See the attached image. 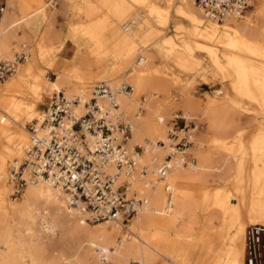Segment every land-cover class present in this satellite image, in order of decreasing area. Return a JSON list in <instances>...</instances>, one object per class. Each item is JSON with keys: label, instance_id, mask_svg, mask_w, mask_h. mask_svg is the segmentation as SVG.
Returning a JSON list of instances; mask_svg holds the SVG:
<instances>
[{"label": "bare ground", "instance_id": "1", "mask_svg": "<svg viewBox=\"0 0 264 264\" xmlns=\"http://www.w3.org/2000/svg\"><path fill=\"white\" fill-rule=\"evenodd\" d=\"M163 1L164 6L160 0H63V5L69 2L70 8L75 2L83 3L91 22L87 26L58 30L55 18L65 12V6L58 9L54 6L55 0H7L0 18V58L16 41L31 39L34 49L27 43L17 47L20 50L26 47L32 59L19 63L16 71L0 85V264H102L96 249L106 253L108 262L115 264H125L129 259L145 264L151 256L163 257L167 264H244L247 226L264 225V137L253 140V161L239 163L231 189L217 188L214 192L202 189L196 196L188 184L202 186L209 176L222 171L227 174L231 169H227L226 164L215 168L212 160L200 156L201 172L198 166L189 171L172 156L171 163L175 164L172 170L164 180L157 178L153 174L156 165H161L171 152L165 122L171 118L173 108H163L160 102L150 101L142 113L136 108L139 105L137 90L147 88L148 77L159 73L163 59L191 74L196 44L208 57V63L213 64V78L228 79L233 89H228L231 98L225 102L213 97L204 103L189 98L182 104L184 110L204 112L207 128L216 133L228 125L229 104L238 108L243 99L250 104L247 112L251 116H264V70L258 68L259 65L264 67V44L258 40L263 33L248 22L237 25L247 15L217 22L206 17L199 8L197 11L193 0ZM260 5L258 12H264V0H260ZM174 10L190 24L189 28L183 23L174 27L180 34L188 35L189 42L185 41L184 45L166 38L165 29L173 24ZM142 16L144 21H141ZM129 19L130 25L122 29V23ZM132 28H136L135 31ZM223 32L229 53L212 46ZM198 37L201 40L197 41ZM66 42L75 43L79 50L69 63L60 65L53 54L56 46ZM13 52L11 56L10 52L4 56L13 58ZM93 59L100 67L97 74L91 72ZM156 60L159 64L153 66ZM45 68L57 70V81H47ZM12 76L14 78L8 81ZM172 78L174 83H184L177 75ZM98 79H107L110 83H105L112 88L121 84L133 88L132 93L118 96V112L132 127L127 146L130 149L140 146L144 150L137 157V164L150 169L146 177L137 172L131 181L132 189L144 205L128 224L126 235L121 234L119 239L121 225L102 222L111 224L97 223L101 225L88 227L85 215L70 205L64 192L48 182L28 185L20 197L23 201L17 203L20 199H11L12 203L9 174L5 178L9 163L13 161V166H18L25 157L29 145L26 130L29 123L26 125V122L34 119L37 105L44 96L56 91L67 99H78L74 114L80 116L84 113L83 105L90 99L88 84ZM120 79L128 83H119ZM74 82L82 87L73 88ZM74 93L78 96H73ZM42 115L34 120L40 121ZM182 118L192 119L191 115ZM156 138L165 146L151 149ZM214 141L234 157L246 145L243 141L228 143L222 136ZM158 150L165 153L164 158L159 156ZM148 156L151 163L146 164L143 159L149 161ZM203 193L209 196L204 197ZM201 213L205 214L204 228L189 249L181 238L193 232L192 225L200 221ZM214 221L219 224L215 225ZM138 233H142L141 236L138 237ZM12 248L15 251H11Z\"/></svg>", "mask_w": 264, "mask_h": 264}, {"label": "built area", "instance_id": "2", "mask_svg": "<svg viewBox=\"0 0 264 264\" xmlns=\"http://www.w3.org/2000/svg\"><path fill=\"white\" fill-rule=\"evenodd\" d=\"M256 0H193L203 14L217 22L242 18ZM7 0H0V18ZM30 52L23 47L13 58H0V85L27 62ZM50 72L46 76L50 78ZM133 88L121 84L112 88L105 82L96 83L90 99L83 105L84 113L74 114L78 99H67L63 93L53 95L40 121L26 127L29 145L25 157L9 171L10 198L19 199L28 185L45 181L68 196L71 206L85 215V222H111L126 227L143 207L144 201L132 189L135 173L146 177L149 168L141 166L137 157L144 152L140 146H127L131 125L118 112V96L132 93ZM196 128L191 131H195ZM186 127H169L167 138L171 152L154 175L164 180L174 167L172 156L182 167L195 165L187 153L193 134ZM183 131L182 136L178 132ZM163 142L151 146L164 147ZM169 205L171 202L169 200ZM102 264H110L107 254L96 249ZM244 264H264V225L247 226L244 233Z\"/></svg>", "mask_w": 264, "mask_h": 264}, {"label": "rangeland", "instance_id": "3", "mask_svg": "<svg viewBox=\"0 0 264 264\" xmlns=\"http://www.w3.org/2000/svg\"><path fill=\"white\" fill-rule=\"evenodd\" d=\"M48 1H50V0H48ZM160 1H161L160 4L164 6V4H165L164 1L163 0H160ZM63 4H64L63 0H55L54 6H56L58 9L60 7L65 6V12L62 14H58L55 18L56 27L58 30H60V29L63 30L65 27H68V26H72V27H74V26H87L91 22V18L88 17L86 7L83 3L75 2L72 8H70L69 2H68V5H63ZM35 6H36L35 3L32 4L31 9L33 10V8ZM260 6H261L260 0H258V2L256 0L254 2L253 6L248 10V12L250 10L251 11L249 13L248 12L245 13V15H247L245 20L238 21V22L239 23L240 22H248L251 26H253L255 28L258 27L257 24L260 25L262 23V21L264 20V12H258L261 9ZM195 9H197V11H200V10H198V8H196V6H195ZM68 12H69V14H68ZM142 19H144V16H142V18H141V21H144ZM129 21H130V19L128 21H125L122 23V29H125V28H127V26L130 25L128 23ZM177 23H183V22H181L177 19H174L173 24H170L168 26V28L165 29L166 38L175 40V42L179 43L180 45H184L185 41L189 42V38H188V35L186 33L180 34L179 32L176 31L178 36L173 37V38L171 37L175 34L174 33V27L176 26ZM155 25H156V23H155ZM183 25L187 28L190 27L189 23L188 24L183 23ZM135 29L136 28H132L133 31H135ZM222 31H224V29ZM183 35L186 36L185 40L182 39ZM225 37L226 36H225L224 32L219 34V36L216 38L215 42L212 43V46L215 49H218L224 53H229L230 50L226 47ZM176 39H177V41H176ZM262 39L264 40V37ZM198 40H201V39H199V37H198L197 41ZM202 41H204V40H202ZM23 43L29 44L34 49V42L31 39L16 41L13 44H11L10 47L7 48L6 52H4L3 57H1V58H7L4 55L8 54L9 52H10V56H11L13 49H15V48L16 49L13 52V56L16 52H20L21 50L17 47ZM203 43L209 44V42H203ZM64 44H62L58 47L56 46L57 49H56L55 53L53 54V57H57L56 62L57 63L59 62L58 64H60V65L61 64L63 65V63L67 62V60H65L64 57H62V56H67L66 58H68L73 54V52H75V54H76L77 51L79 50L78 46L75 43L66 42L67 50H66V52L65 51L62 52ZM201 44H202V42H201ZM141 51H142V49L137 52L135 59H137L138 54ZM171 58H170V60L173 61V59L175 57L172 56ZM202 58L206 59V61L209 62L208 57L203 53H202ZM31 59H32V56H31L29 61H31ZM69 59H71V58H69ZM69 61H71V60H69ZM69 61H68V63H69ZM157 64H159V60H156L153 64V66H156ZM174 65L175 64L172 63L171 61H167V60L163 59L161 65L158 67L159 73L150 74V76L148 77L147 88L144 89L143 91L137 90L139 105L136 108L139 109V111L143 113L146 111L145 107L148 106V104H150V101H153V103L154 102H158V103L160 102L159 104H161L160 106L163 108H170V110L173 108L170 112L171 118L169 117L165 122L166 123V126H165L166 139H167L168 129L171 126H174L178 130L183 129L184 127H186L185 131L190 130L189 132H191L193 134V144L189 147V150L187 151V153L190 155L191 159L195 160V162H196L195 167H197V166L199 167V169H197V170H199V173L201 172V169H200V165H201L200 158L201 157L200 156H202L208 160H212L214 162L213 167H215V168H219L221 166H224L223 164H226L227 166L229 165L230 167L234 168L235 162L237 163V166H238L240 163L239 159L241 157H243V158L246 157V154L244 153L245 148L243 149V151L241 150L238 152L239 156L237 155L236 157H234L232 154L226 152L224 146L219 147V146L215 145L214 139H216L218 136H222V137L227 139L228 143H231V144H235V143H239V141H243L246 144L245 145V147H246L247 145L251 144L249 142L250 138H248V137H250V135L252 133L259 132L261 134L262 132H264V116H258V117L251 116V114H249L247 112V108H250L249 107L250 104H248V102L243 99V102L238 104V105H240V107H238V108L234 104H231V105L229 104L230 120L228 121L227 127L223 131H221L220 133H216L213 130L209 131V129L207 128L206 116H205L204 112H201L200 110H197V109L196 110H184L182 104H184V102L189 98H194V99L200 100L201 103L202 102L204 103L205 101L208 100L209 97L216 98V100H219L220 102H225L227 100V98H231L227 93L228 90H227V92H224L222 94V97L220 95H218V93H212V90L222 87L221 84H219L218 82H223V80L213 78L212 80H206L205 81L206 84H202V83L194 84V86H192L190 88V90L187 92L190 96H192V97H189L186 94V92L182 90L183 86H185V81L183 84L182 83L177 84V83L172 82V79H173L172 77L174 75L179 76L178 75V74H180L179 71H181L184 75L186 74L184 71L180 70L176 65L175 66ZM175 67L179 71L175 70ZM260 67L262 70H264L262 65H260ZM99 70H100V67H99L98 62L95 59H93L91 72L93 74H97V72ZM45 71H46V73H47V71L50 72V74H49L50 78H48L47 81H57L58 74H57V70H55V68L54 69L45 68ZM46 73H45V76H46ZM211 73H212V71H211ZM213 76H214V73H213ZM13 78H14V76H12L8 81L12 80ZM183 78H185V77H182V79ZM123 81L127 82V80L120 79L119 83H121ZM99 82H109V81L107 79H98L96 81L89 83L88 84V86H89V88H88L89 98L91 97V92H92L93 86ZM73 84H74L72 86L73 88L82 87L81 84H76L75 82ZM55 94H57L56 91L52 92L50 95L44 96V99L42 100V102H40L37 105V114L34 117V119L38 118L40 116V114L43 113L45 107L48 104V100ZM73 96L77 97L78 95L75 94ZM68 97H70V96H68ZM144 100H146V102ZM176 107H178V109ZM252 109L254 110L255 108L252 107ZM186 114L191 115L192 119L188 120V121H187V119H183L182 117L185 116ZM125 117L127 118L128 116H125ZM34 119H31L30 121L26 122V125L28 123L32 122ZM194 128H196L195 131H191ZM16 129L20 130L17 127H16ZM26 130L28 131L27 127H26ZM183 134H184V132H182L180 134L178 132V136H182ZM27 136H28V142H29V133L27 134ZM256 138H254V139H256ZM157 142H160L159 138H156L153 144L155 145ZM165 142H166V140H165ZM135 144H139V143H133L132 145H135ZM166 144L168 145L169 143L166 142ZM157 152L161 158L165 157V153L162 150H158ZM161 153H163L162 156H161ZM143 160L146 161V164L151 163L150 156H148L149 161H147L146 158H144ZM243 163L248 164L249 161L248 162L243 161ZM13 165H14V162L11 161L8 165L7 174H6L5 178L8 177L9 170ZM139 165H138L139 168H141V166H143V164H139ZM204 165H207V163ZM229 166L227 169H230ZM237 166L235 167V169L237 168ZM185 168H187L189 171L193 170L192 169L193 166L192 167L189 166V167H185ZM235 169H234L233 177L230 176V174L232 173L231 170H228L227 174L222 171V172H220L221 174L217 173L215 175L209 176L207 178V182L205 184H202V186L201 185L199 186L198 183H194V184L192 183V184H188L187 187L196 196H199L201 194L202 189H203V192L207 191V190L214 192L215 189H217V188L229 190V189H231V187L234 183ZM219 175H221V176H219ZM153 181H154V179H153ZM143 195L149 197L148 195H145V194H143ZM203 196L208 197L209 194L203 193ZM10 201L12 203L14 202L11 200V198H10ZM22 201H23V199H20L16 202L21 203ZM204 217H205V214L201 213L200 214V221L201 222L199 221V222L194 223L192 225L193 226V232L188 236L186 234H183V237L181 238L182 241L186 244V245L185 244L184 245L186 247H188L189 249L193 247L192 245H194L196 238L199 236V233H200L199 231L204 228ZM186 219L187 218H185V221H186ZM214 222H215L214 223L215 225L219 224V223H217V221H214ZM102 224L104 226L105 225L107 226V224H111V223H102ZM99 225H101V224H96V225L95 224H88L87 226L94 228V227L99 226ZM128 226L129 225H127L126 227L121 226L122 230H121L119 236H117L118 239L121 238L122 235H126L125 232H127ZM109 229L112 230V226H110ZM141 234L138 233L137 236L139 237V236H141ZM170 234L172 236L174 235V233H172V232H170ZM127 236H128V234H127ZM11 251H15V249L12 248ZM152 257H153V259H152ZM159 257L160 256H151V257H149L150 258L149 260H146L145 264H167L165 261L166 259L164 260L163 257H160V258ZM138 261L139 260L129 259V260H125V264H138ZM110 264H115V263L110 261Z\"/></svg>", "mask_w": 264, "mask_h": 264}, {"label": "crops", "instance_id": "4", "mask_svg": "<svg viewBox=\"0 0 264 264\" xmlns=\"http://www.w3.org/2000/svg\"><path fill=\"white\" fill-rule=\"evenodd\" d=\"M173 17H174V19H177V20H179V21H181V22H183V23H186V24H188L187 22H186V18L183 16V15H181V14H178L175 10L173 11ZM243 24V22H238L237 23V25H242ZM258 25V27H256V29L260 32H262L263 34L258 38V40L262 43V44H264V40L262 39L263 37H264V20L262 21V23L259 25V24H257ZM174 35L173 36H171V37H177L178 36V34L176 33V31H175V28H174ZM182 39H186V36H182ZM74 46V45H73ZM193 48H194V52H193V54H192V58H193V64L191 65V67L193 68V71L191 72V74H183L181 71H179L177 68H175L176 70H178L179 72H180V74H178L181 78L182 77H185V78H183L184 79V81H185V86H183V88H182V90L183 91H185L186 92V94L189 96V97H192V96H190L187 92L190 90V88L192 87V86H194V84H198V83H202V84H206L205 83V81L206 80H212L213 79V72L211 73V69H212V67H213V64L212 63H208L207 61H206V59H204V58H202V51L201 50H199V48L196 46V44L193 46ZM66 50H67V48H66V43L64 44V46H63V49H62V52H66ZM66 55V54H65ZM72 56V57H71ZM70 57H68V58H66L67 56H62V57H64V59L65 60H67V61H69V60H71L74 56H75V52H73V54L71 55ZM69 58H71V59H69ZM258 68H260L261 69V67H260V65L258 66ZM264 68V67H263ZM262 70V69H261ZM217 82V81H216ZM219 84H221V88H218V89H214V90H212V93H218V95H220L221 97H222V94L224 93V92H227V90L228 89H233V87H232V82L231 81H229L228 79H226L225 78V80H223V82H218ZM231 87V88H230ZM183 98V97H182ZM182 100V99H181ZM186 115H189V114H186ZM176 117V116H175ZM230 120V117L228 118V121ZM260 136H263L264 137V134H260L259 132H254V133H252L251 135H250V137H248V138H250V140H249V142L251 143V144H249V145H247L246 147H245V150H244V153L246 154V157H244V158H240L239 160H240V162L241 161H244V162H252L253 160V150H254V145H253V143L252 142H254L253 140H254V138H256V137H260ZM194 166H196V165H194ZM229 166V165H228ZM237 166V163L235 162V167ZM192 167V166H191ZM235 167L234 168H232V167H230L229 166V168L231 169V171H232V173L230 174V176H232L233 177V175H234V169H235ZM173 174V173H172ZM171 174V175H172ZM147 198V197H146Z\"/></svg>", "mask_w": 264, "mask_h": 264}]
</instances>
